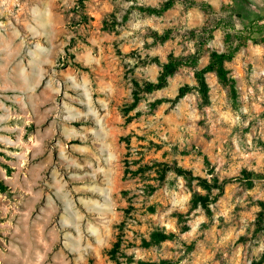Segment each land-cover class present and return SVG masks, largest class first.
<instances>
[{
	"label": "rangeland",
	"instance_id": "rangeland-1",
	"mask_svg": "<svg viewBox=\"0 0 264 264\" xmlns=\"http://www.w3.org/2000/svg\"><path fill=\"white\" fill-rule=\"evenodd\" d=\"M166 1L0 0V264H264V0Z\"/></svg>",
	"mask_w": 264,
	"mask_h": 264
},
{
	"label": "trees",
	"instance_id": "trees-1",
	"mask_svg": "<svg viewBox=\"0 0 264 264\" xmlns=\"http://www.w3.org/2000/svg\"><path fill=\"white\" fill-rule=\"evenodd\" d=\"M173 3H174V0H167L164 6L162 7L161 11L171 7ZM191 3L194 4L195 2H191ZM82 4H83V0H79V5H82ZM198 4L200 7H202L205 10L211 9V6L206 5L204 2H198ZM218 26H221L229 31L227 33L226 40H225L226 48L224 52H219V53L213 52L211 55L209 64L205 66L202 70L197 72L198 84H199L201 91L204 94L206 93V89H207L206 84L203 79L204 71L214 70L216 71V73L222 80H225L226 75H225V70L223 67L224 60L230 59L241 46L246 44L248 40H252L255 43L264 40V16H261L256 20L252 19L248 23H246L245 21L241 19V15L237 13L234 8H230V10H227V14L225 17L213 20L212 23H210V25H203L200 28V32L204 35H207V37H209L212 30ZM166 37H167V34L163 36V39ZM191 58L193 62L196 61V55L193 54ZM180 63H181V60L177 58H173V57L168 59L167 62H164L162 64V73H161L160 78L158 79L157 82H150L147 86V89L152 90V89L163 87L165 85L166 77L172 74L175 68ZM184 92H185V88H180L179 97L183 96ZM174 171H176L179 174L184 173V170L179 167L174 168ZM251 174H254V173H251ZM258 216L260 219L263 218L264 205H262V210L258 213ZM152 237L156 241H160V240H164L170 237V234L158 233V234H152ZM140 263L149 264V263H144V262H140ZM162 263H159V264H162ZM152 264H155V263H152Z\"/></svg>",
	"mask_w": 264,
	"mask_h": 264
}]
</instances>
